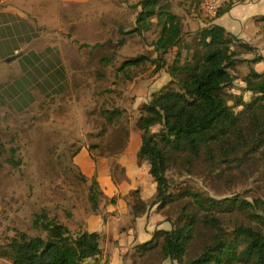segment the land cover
<instances>
[{
    "label": "trees",
    "instance_id": "16d2710c",
    "mask_svg": "<svg viewBox=\"0 0 264 264\" xmlns=\"http://www.w3.org/2000/svg\"><path fill=\"white\" fill-rule=\"evenodd\" d=\"M244 2L225 0L210 18L204 0H190L191 8L209 19L190 35L184 17L172 11L169 0H140L133 6L138 10L135 26L124 17L123 23L110 20L117 24L114 35L120 47L136 38L144 41L159 30L148 55L123 61L115 84L120 77L131 81L132 69L144 64L170 77L138 109L134 123L141 140L138 157L149 167L156 186L149 203L140 190L130 192L134 221L156 207L171 225L135 246L141 258L153 259L149 264H264V56L216 23ZM258 21L264 22V16ZM115 61L114 54L104 55L94 77L105 80ZM243 65L246 74L241 72ZM259 65L263 69L258 70ZM235 81L244 84L242 91H237ZM90 115L95 122L105 121L104 133L107 125H121L124 111L104 103ZM119 129L128 132L126 126ZM11 151L14 161L18 150ZM170 153L180 157L182 170L212 183L215 196L203 188L171 183ZM90 193L97 209L102 194L98 180ZM34 227L45 236H9L0 245V259L11 264H84L102 255L100 232L73 233L46 211L36 216Z\"/></svg>",
    "mask_w": 264,
    "mask_h": 264
},
{
    "label": "rangeland",
    "instance_id": "374dc122",
    "mask_svg": "<svg viewBox=\"0 0 264 264\" xmlns=\"http://www.w3.org/2000/svg\"><path fill=\"white\" fill-rule=\"evenodd\" d=\"M139 1L121 0L128 4L126 11L108 18L109 14L96 10L88 1L61 0V33L37 30L39 40H47L46 48L62 53L61 65L54 67V71L48 70L47 75H30L29 84L18 86V80L25 78L18 61L0 63V85L6 83L3 80L6 70L10 77L7 82L19 89L14 100L7 99L0 106V151L3 150L0 153V245L14 234H25L28 238L45 236L34 227V221L46 211L73 233L100 232V249L106 264L153 261L141 258L135 246L151 239L156 230L171 228V225L157 213L156 207H150L145 220L155 229L136 231L137 221H134L129 194L140 190L149 203L156 186L149 167L138 157L141 140L134 131V123L139 117L138 109L170 77L165 71L155 74V66L144 64L132 69L131 81L120 77L115 84L116 71L123 61L140 54L148 55L152 42L159 38V30L149 33L144 41L136 38L120 47L114 35L117 24L110 21L123 23L126 18L135 26L138 10L133 6ZM169 1L172 11L184 17L187 34L206 26L208 16L206 13L207 17L199 16L191 8L190 0ZM114 3L118 5L119 1ZM258 19L246 22L244 33L258 48L259 55V51L264 53V22ZM104 44L105 47H100ZM109 53L115 55L116 61L107 71L106 79L97 80L96 66ZM167 58L171 63L174 54ZM257 69H263L262 65ZM241 72H248L246 65L241 67ZM235 86L237 91L244 88L240 81H235ZM8 95L11 98L12 93ZM104 103L124 111L119 127L126 126L128 132L107 125V130L101 133V123L105 121L95 122L90 113ZM12 148L18 150L14 161ZM169 164L171 183L203 188L215 196L217 190L212 183L206 184L198 176L182 170L179 156L170 153ZM94 180L99 181L102 191L97 209L90 199ZM0 264L11 263L0 259Z\"/></svg>",
    "mask_w": 264,
    "mask_h": 264
},
{
    "label": "crops",
    "instance_id": "0c3cea01",
    "mask_svg": "<svg viewBox=\"0 0 264 264\" xmlns=\"http://www.w3.org/2000/svg\"><path fill=\"white\" fill-rule=\"evenodd\" d=\"M87 1L96 10L101 9L109 14L108 18L126 11L125 9L128 6L121 0H117L119 1L118 5H115L114 0H74L75 3ZM60 3L61 0H0V63H9L8 59L10 57L22 55L16 60L23 74H25V78L22 77L20 81L18 80V86L29 84L27 77L30 75L39 77L44 73L47 75L48 70L53 68L51 71H54V67L61 65L62 53L46 48L44 42L47 40H39L37 35V30L41 28L50 32L61 33ZM260 5H264V0H245L244 3L237 4L230 14L228 13L216 23L237 35L243 41L251 43L250 37L244 33L245 23L250 19L256 22V19L264 16V7H260ZM259 15L261 16L256 17ZM226 16L228 17L226 18ZM49 41L53 42V40ZM65 54L68 55V52L65 51ZM259 55L264 56V53L261 54L259 51ZM9 78L8 71L4 70L3 80L6 83L0 85V106L7 99L14 100L16 91L19 93V89L7 82ZM9 92L12 93L11 98L8 95ZM142 199L145 200L143 195ZM136 225L137 232L139 230L143 233L145 228L147 230L150 228L155 229L149 227L150 223L145 220V217L137 219ZM162 229L169 230L170 228L165 227ZM107 246L109 250V243ZM98 258L101 264H106L103 253Z\"/></svg>",
    "mask_w": 264,
    "mask_h": 264
},
{
    "label": "built area",
    "instance_id": "2783aa9c",
    "mask_svg": "<svg viewBox=\"0 0 264 264\" xmlns=\"http://www.w3.org/2000/svg\"><path fill=\"white\" fill-rule=\"evenodd\" d=\"M224 2L225 0L223 2L222 0H204V11L206 15L210 18L215 17ZM84 264H101V262L97 257L86 261Z\"/></svg>",
    "mask_w": 264,
    "mask_h": 264
},
{
    "label": "water",
    "instance_id": "95a60500",
    "mask_svg": "<svg viewBox=\"0 0 264 264\" xmlns=\"http://www.w3.org/2000/svg\"><path fill=\"white\" fill-rule=\"evenodd\" d=\"M21 56H22L21 54H20V55L12 56V57H10V58L8 59V62L11 63V62L15 61L18 57H21Z\"/></svg>",
    "mask_w": 264,
    "mask_h": 264
}]
</instances>
